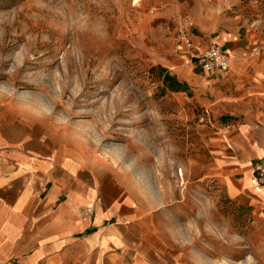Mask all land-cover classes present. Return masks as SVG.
Here are the masks:
<instances>
[{"label":"rangeland","instance_id":"rangeland-1","mask_svg":"<svg viewBox=\"0 0 264 264\" xmlns=\"http://www.w3.org/2000/svg\"><path fill=\"white\" fill-rule=\"evenodd\" d=\"M187 1L0 0L4 148L120 179L187 264H264L254 207L214 175L213 127L170 74L202 67L178 49Z\"/></svg>","mask_w":264,"mask_h":264},{"label":"crops","instance_id":"crops-1","mask_svg":"<svg viewBox=\"0 0 264 264\" xmlns=\"http://www.w3.org/2000/svg\"><path fill=\"white\" fill-rule=\"evenodd\" d=\"M186 3L191 46L180 43L179 51L199 54L219 43L229 68L210 72L199 60L204 70L170 74L213 127L214 175L231 198L253 205L264 232V185L255 175L264 161V0ZM8 144L0 132V264H187L120 179L108 190L87 162Z\"/></svg>","mask_w":264,"mask_h":264},{"label":"built area","instance_id":"built-area-1","mask_svg":"<svg viewBox=\"0 0 264 264\" xmlns=\"http://www.w3.org/2000/svg\"><path fill=\"white\" fill-rule=\"evenodd\" d=\"M188 46H191L190 42H188ZM226 52L221 44L214 43L203 52L197 54V57L210 72L225 71L229 68V58ZM255 175L258 184L264 185V161L256 166ZM90 213L91 208H87L85 214Z\"/></svg>","mask_w":264,"mask_h":264},{"label":"bare ground","instance_id":"bare-ground-1","mask_svg":"<svg viewBox=\"0 0 264 264\" xmlns=\"http://www.w3.org/2000/svg\"><path fill=\"white\" fill-rule=\"evenodd\" d=\"M137 1H138V0H137ZM183 47H184L185 49H187V48H188V43H187V42H184L182 48H183Z\"/></svg>","mask_w":264,"mask_h":264}]
</instances>
